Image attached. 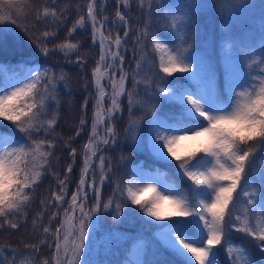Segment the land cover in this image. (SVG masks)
I'll list each match as a JSON object with an SVG mask.
<instances>
[{"label":"trees","instance_id":"16d2710c","mask_svg":"<svg viewBox=\"0 0 264 264\" xmlns=\"http://www.w3.org/2000/svg\"><path fill=\"white\" fill-rule=\"evenodd\" d=\"M183 2L190 17L185 46L197 43L194 64L178 62L166 49H179L170 11ZM190 2L0 0V64L8 71L40 70L31 90L0 112V140L13 145L7 153L12 178L0 192V264H67L72 252V264H123L135 239L144 242L143 264H190L157 233L172 226L199 238L191 220L148 219L124 188L133 165L141 162L193 200L197 186L182 168L199 155L154 156L151 129L157 124L194 129L203 122L191 114L194 97H180L185 91L229 106L222 41H237L231 36L240 28L241 41L256 40L264 30V0ZM250 118L249 135L230 134L234 147L248 156L222 220L215 254L220 264H233L228 241L241 243L253 264H264V228L236 224L246 189L253 184L263 189L257 169L264 168V101ZM106 129L112 132L110 142L87 170L106 141ZM88 182L93 189L86 194ZM85 215L91 220L89 240L76 253ZM73 218L77 233L68 228Z\"/></svg>","mask_w":264,"mask_h":264},{"label":"rangeland","instance_id":"374dc122","mask_svg":"<svg viewBox=\"0 0 264 264\" xmlns=\"http://www.w3.org/2000/svg\"><path fill=\"white\" fill-rule=\"evenodd\" d=\"M193 0H191V5ZM197 6H203V0H197ZM189 4H177L172 7L170 16L173 20L174 35L179 42V49L166 45L169 53L177 61L185 59L187 64L196 62L197 43L191 41L187 46L186 33L190 24L187 14ZM204 8V7H203ZM235 13L241 11L237 1ZM234 29L231 37L237 41H222L221 55L228 68L229 106L218 105L210 100L202 101L191 91H185L181 98L194 97L192 115L203 118V122L194 129L155 125L148 138L150 152L159 158L181 160L198 156L192 163L182 168L184 176L196 184L193 200L178 187L165 181L161 174L150 173L141 162L134 164L125 186V193L133 204L143 206V215L152 220H163L170 216L189 218L200 233L199 238L180 232L172 226L158 231L164 244L178 252L190 264H220L216 259V245L222 235V220L232 193L241 179L247 154L234 147L231 132L249 135L254 126L250 112L259 102L264 101V30L256 40L241 41L243 28ZM227 30L225 27L223 31ZM231 32V30H229ZM238 34H240L238 36ZM199 36H202L199 33ZM200 37L199 46L201 47ZM185 53V58L183 57ZM180 54V55H178ZM38 67L8 71L0 64V112L9 108L14 101L20 100L38 81ZM104 73V72H102ZM199 78V77H197ZM13 145L7 139L0 140V192L11 181L13 162L7 157ZM258 170L259 184L245 191L246 206L238 213L236 224L254 228H264V168ZM91 220L85 215L80 236L75 245V252L80 253L89 240ZM68 228L76 233L72 222ZM233 264H253L247 249L233 241L227 242ZM144 242L132 241L128 259L123 264H143ZM75 255H72V262Z\"/></svg>","mask_w":264,"mask_h":264},{"label":"water","instance_id":"95a60500","mask_svg":"<svg viewBox=\"0 0 264 264\" xmlns=\"http://www.w3.org/2000/svg\"><path fill=\"white\" fill-rule=\"evenodd\" d=\"M105 120V117L103 118V121ZM108 133L109 134H111V132L110 131H108ZM108 142H109V139L105 142V144L95 153V155H98L105 147H106V145L108 144ZM94 162V158H92V160H91V163H93ZM74 222V221H73ZM74 227H76V225H75V223H74Z\"/></svg>","mask_w":264,"mask_h":264}]
</instances>
